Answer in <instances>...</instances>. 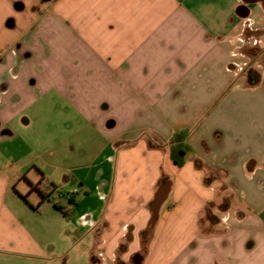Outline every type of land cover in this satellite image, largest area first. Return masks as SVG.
I'll return each instance as SVG.
<instances>
[{
    "label": "crops",
    "instance_id": "crops-1",
    "mask_svg": "<svg viewBox=\"0 0 264 264\" xmlns=\"http://www.w3.org/2000/svg\"><path fill=\"white\" fill-rule=\"evenodd\" d=\"M32 105L52 138L81 135L67 159L30 158ZM0 150L19 155L0 163V264L74 247L80 264H264V0H0ZM223 182L241 216L200 221Z\"/></svg>",
    "mask_w": 264,
    "mask_h": 264
},
{
    "label": "rangeland",
    "instance_id": "rangeland-1",
    "mask_svg": "<svg viewBox=\"0 0 264 264\" xmlns=\"http://www.w3.org/2000/svg\"><path fill=\"white\" fill-rule=\"evenodd\" d=\"M57 106V109L60 111L66 110V104L62 102L55 103ZM107 111V110H106ZM22 116H28L31 119V122L26 125L24 128H20V131H17V134L21 137H23L24 141L29 144V150L31 151L30 158L35 157L36 163L40 162V160L44 159H52L55 156L56 152H59L60 155L65 156L64 158L67 159L70 155L71 151V145L77 144V141L81 140V135H57L59 137L52 138V136L49 134L45 129V122L43 123V119L39 117V114L37 112L36 105H32L30 108L27 109L25 113H23ZM22 116L18 118L17 120H21ZM16 120V121H17ZM63 120V119H61ZM15 121V122H16ZM23 127V126H21ZM23 129H27L26 132L23 133ZM49 130V129H48ZM83 140L85 143L90 144V154L91 156L94 154V152L97 150L98 146L104 142L102 136L95 133L93 130H91L88 134L85 132L83 135ZM14 142L20 141L18 138L13 140ZM76 152L79 151L77 146L75 147ZM18 152L11 150V151H4L0 150V163L2 161H8V160H17L18 159ZM63 159V157H61ZM79 156V155H78ZM77 157V156H76ZM34 163V164H36ZM16 167H20V165H17ZM30 168H25L22 170L21 174L19 175V179L21 180V183L17 185V188L19 190H23L22 184L24 183V177L30 176L27 172V170ZM34 184H39L38 178L39 177H32ZM38 188L41 190L43 187L38 186ZM32 190L31 186H29V190ZM37 190V189H35ZM237 202V197L232 193V187L231 184L228 183H222L220 185V188L218 190V197H216L214 200L209 201L206 204V207L204 209V212L202 214V218H200V221L209 223V222H228V221H236L238 220L237 216H241V214L238 212L237 206L235 205ZM211 231V229H210ZM153 230L148 229L145 231V237L147 239L150 238ZM147 249L146 245L142 246V249L140 252H145ZM182 254H189L190 251L188 249H182V251H179ZM71 253V261L72 264H80L81 258L78 255V249L74 247V249H69L67 251V254ZM178 260V258H177ZM173 261L170 264H178V261Z\"/></svg>",
    "mask_w": 264,
    "mask_h": 264
},
{
    "label": "trees",
    "instance_id": "trees-1",
    "mask_svg": "<svg viewBox=\"0 0 264 264\" xmlns=\"http://www.w3.org/2000/svg\"><path fill=\"white\" fill-rule=\"evenodd\" d=\"M183 135L177 134L174 135L171 141V146H170V156L172 161L177 165V166H182V164L185 161V155L188 150V145L184 142H182ZM207 182V181H206ZM43 198L46 197V195H42ZM72 196L68 197V202H72ZM54 205L56 208L61 210L64 214H67V210L64 209V206L61 204L54 202ZM151 224V223H150ZM151 226V225H150ZM147 231V230H146ZM145 233V231H144Z\"/></svg>",
    "mask_w": 264,
    "mask_h": 264
},
{
    "label": "water",
    "instance_id": "water-1",
    "mask_svg": "<svg viewBox=\"0 0 264 264\" xmlns=\"http://www.w3.org/2000/svg\"><path fill=\"white\" fill-rule=\"evenodd\" d=\"M165 192H166V186L164 185L160 187L155 193L154 201L152 204V211L154 213V216L157 215L159 205L165 196ZM142 260H143V256L141 253L137 252L132 255L133 264H141Z\"/></svg>",
    "mask_w": 264,
    "mask_h": 264
}]
</instances>
